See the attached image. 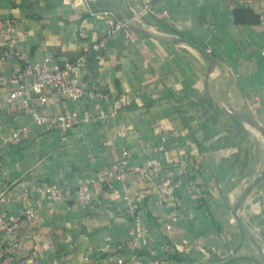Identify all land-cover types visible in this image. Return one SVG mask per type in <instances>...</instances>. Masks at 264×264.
I'll use <instances>...</instances> for the list:
<instances>
[{"label": "crops", "instance_id": "obj_1", "mask_svg": "<svg viewBox=\"0 0 264 264\" xmlns=\"http://www.w3.org/2000/svg\"><path fill=\"white\" fill-rule=\"evenodd\" d=\"M109 1L122 16L94 1L85 9L65 0H0V100L20 78L32 80L27 63L63 66L84 54L76 76L100 94L45 108L90 114L69 132L36 125L20 107L0 112V264H263L235 212L252 187L239 216L264 249V178L254 185L264 140L223 109L264 128V0ZM119 22L129 27L117 29ZM141 29L204 48L214 71L188 45ZM12 41L19 57L9 53ZM22 127V143H3ZM116 162L163 169L154 182L130 175L98 192L94 180ZM164 178L175 200L157 189ZM53 186L70 197L50 200ZM82 186L94 207L76 205Z\"/></svg>", "mask_w": 264, "mask_h": 264}, {"label": "built area", "instance_id": "obj_2", "mask_svg": "<svg viewBox=\"0 0 264 264\" xmlns=\"http://www.w3.org/2000/svg\"><path fill=\"white\" fill-rule=\"evenodd\" d=\"M93 0H65L66 4L74 5L78 8L88 9V3ZM105 15H112L111 12H104ZM163 15H167L164 13ZM128 22H119L116 26L117 29L128 28ZM12 28L8 27L3 30V33H10ZM112 32V31H111ZM106 41L99 45L93 46V50L98 52L105 46ZM4 46L0 40V49ZM9 53L19 57V52L15 49V42L10 44ZM88 56L86 54L80 56L73 62H67L63 66L51 64L49 59L42 62L27 63L24 66L25 76L32 77V80L19 79L18 86L13 90L9 96L0 100V112L6 107H20L25 114L31 115L34 123L38 126H45L50 130L61 129L64 131L74 130L81 122H89L90 114L83 115L74 111L65 115H52L45 111L49 105L56 104L61 98H69L72 100H79L87 97L89 100L97 99L100 94L97 92L86 91L81 84L80 79L76 73L87 62ZM4 80L0 79V86ZM55 92V96L50 97L48 92ZM27 128L22 127L9 133L3 140L4 144H20L23 141V135L26 133ZM181 167H185L186 163L181 162ZM2 164L0 162V168ZM163 169L160 163H148L141 166L128 168L121 162H116L110 166L107 172L99 174L94 180L93 184L100 192L104 187L109 186L114 181L124 182L128 176H138L148 182H154L155 178L159 177ZM159 192L170 200L177 198V189L170 179L164 178L156 183ZM49 199L52 201H62L70 197V192L63 191L59 186H53L48 190ZM76 205L80 207H94V198L89 192L88 186L79 187L75 191ZM135 206L130 200L127 203V211L130 214H135ZM27 218L34 220L37 218L35 212H27ZM235 222V219H231ZM0 222L4 219L0 215ZM8 232L14 233L11 227L7 228Z\"/></svg>", "mask_w": 264, "mask_h": 264}, {"label": "water", "instance_id": "obj_3", "mask_svg": "<svg viewBox=\"0 0 264 264\" xmlns=\"http://www.w3.org/2000/svg\"><path fill=\"white\" fill-rule=\"evenodd\" d=\"M93 1L98 3V4L104 5L112 13H115L119 16H122L121 12L109 0H93ZM142 31L145 34H147V36H149L150 38L157 40L159 42H162V43L188 45L189 47H191L192 49L197 51L206 60L209 73L211 74L214 71V69L216 67V62H215L213 56L210 53H208L204 48H201L200 46L196 45L195 43L191 42L190 40L185 39V38H183V39L182 38L168 39V38H163V37L158 36L156 34L150 33V32L145 31V30H142ZM223 110H224V112H226L227 114H229L230 116L235 118L236 120L242 122L243 124L247 125L248 127L252 128V129H254L261 136V138L264 140V128L256 120H254L248 116H245L243 114H240L239 112H236L235 110H228V109H223ZM263 178H264V165L259 170L258 175L254 180V185H257ZM251 190H252V187L249 188V190H247L245 192V194L242 196V198L238 202L235 214H236L237 221H238L239 225L241 226V229H242L246 239L249 240L250 242H252L254 244V246L259 250L261 257H262V262L264 264V249H263V247L261 246V244L258 242V240L252 234L250 229L247 227V225L244 223V221L239 216V210L243 206V204L246 201Z\"/></svg>", "mask_w": 264, "mask_h": 264}, {"label": "rangeland", "instance_id": "obj_4", "mask_svg": "<svg viewBox=\"0 0 264 264\" xmlns=\"http://www.w3.org/2000/svg\"><path fill=\"white\" fill-rule=\"evenodd\" d=\"M252 129V128H251ZM252 130H254V129H252ZM255 131V130H254Z\"/></svg>", "mask_w": 264, "mask_h": 264}]
</instances>
